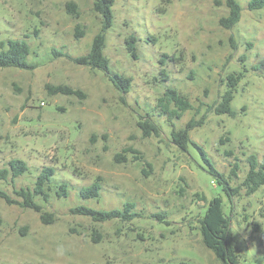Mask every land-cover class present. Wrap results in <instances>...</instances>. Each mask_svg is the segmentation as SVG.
Masks as SVG:
<instances>
[{
  "label": "rangeland",
  "instance_id": "rangeland-1",
  "mask_svg": "<svg viewBox=\"0 0 264 264\" xmlns=\"http://www.w3.org/2000/svg\"><path fill=\"white\" fill-rule=\"evenodd\" d=\"M237 1L241 20L226 28L220 23L229 14L226 0H115L104 51L111 71L132 79L124 93L102 69L54 52L90 50L102 21L94 0H0V40L26 38L35 65L0 67V170L12 159L29 167L0 186L21 199L14 189L33 188L43 167L55 168L48 201L35 196L51 222L0 198V264H224L205 245L199 222L215 196L231 217L239 261L264 264V185L250 195L242 187L249 155L264 156V7L250 10L249 0ZM131 35L136 56L127 44ZM233 72L244 74L232 101L236 114H217L212 107ZM59 84L84 97L50 93L48 85ZM168 87L193 106L172 121L156 109ZM148 113L159 135L144 136L139 121ZM202 116L191 139L233 187H242L233 205L197 148L183 151L172 139L173 129ZM117 153L126 160H116ZM97 180L99 197L80 196L81 187ZM62 183L66 197L56 193ZM125 202L142 216L95 222L71 212L80 205L122 209Z\"/></svg>",
  "mask_w": 264,
  "mask_h": 264
},
{
  "label": "trees",
  "instance_id": "trees-1",
  "mask_svg": "<svg viewBox=\"0 0 264 264\" xmlns=\"http://www.w3.org/2000/svg\"><path fill=\"white\" fill-rule=\"evenodd\" d=\"M229 7V14L221 17L220 23L226 28L234 27L240 20L242 15V7L237 0H226ZM115 0H94V10L101 16V28L100 31L95 34L90 50L80 56H72L69 53H63L62 51L54 49L57 55H64L77 64L88 65L93 68H100L105 71L109 79L113 84L119 88L122 92L127 93L131 89L132 79L119 72H113L110 69V61L105 54V47L107 43L106 33L112 26L114 21L113 7ZM71 8V12L77 14L76 5L74 3H68ZM248 7L250 10L259 9L264 7V0H249ZM128 48L132 52L133 56H136L137 52V38L131 35L127 40ZM31 53V46L26 38H11L8 40H0V67H15L21 69H32L35 67L28 59ZM161 59L162 63H165V59L168 54L163 55ZM245 57V56H244ZM162 80H168L169 75L165 69L161 70ZM242 72H233L227 76L228 88L223 93L221 100L212 107L217 114H229L234 116L236 111L232 108V101L235 98L238 83L243 78ZM50 93L53 94H65V95H77L84 97V93L80 89L70 87L65 84L48 85ZM193 106L190 100L183 95L178 89L174 87H168L163 94L158 97L156 102V109L161 114L165 115L169 121L176 118H181L183 114L191 109ZM205 117L197 119L192 117L181 129L172 130V139L183 151H188L189 145H193L199 151L201 157L207 165V171L216 178L219 186L230 197V202L234 204V196L240 193L242 187L245 189V193L250 195L255 193L261 186L264 185V156L259 159L256 154H251L248 157L249 170L245 175L242 182V187H233L230 184L229 178L224 173L220 172L208 156L206 150L193 141L190 136V131L198 126H201L205 121ZM139 125L143 130L144 136H152L153 134H160V127L151 120V115L144 117L139 121ZM133 152H136L133 150ZM116 160H126V157L121 153H117ZM138 158V157H137ZM28 164L21 159H12L9 161V167L0 170V179H6L8 175L12 178H16L24 174L28 170ZM205 168V167H204ZM238 164L235 163L232 169V174L237 175ZM55 174V168L52 166L43 167L39 173L35 185L31 187H21L14 189L15 194L21 199L13 198L6 190L0 186V198L4 199L9 204H19L20 206L31 208L37 212H41V218L45 222H51V214L42 212V205L35 200V196L40 195L44 200L48 201L49 194L47 187L50 186L53 175ZM100 181L97 180L92 184L83 186L79 190L80 196L83 198L99 197L101 192ZM69 189L66 183H62L57 189L56 193L59 197H66ZM135 203L125 202L122 209H95L92 207L80 205L71 209L74 214L84 215L90 217L95 222H104L112 219L119 218L124 221L132 220L135 217H140L142 214L136 212ZM158 219L163 220L164 215L156 213L154 214ZM231 217L227 216L223 210V198L215 196L207 201V208L205 214L200 217V229L203 235V241L205 245L212 249L215 255L224 264H242L239 261L236 245L234 241V234L230 223ZM94 240L98 242L99 232L94 230Z\"/></svg>",
  "mask_w": 264,
  "mask_h": 264
}]
</instances>
